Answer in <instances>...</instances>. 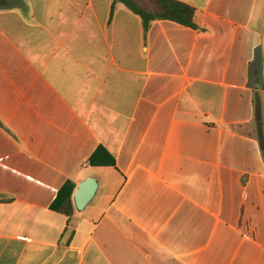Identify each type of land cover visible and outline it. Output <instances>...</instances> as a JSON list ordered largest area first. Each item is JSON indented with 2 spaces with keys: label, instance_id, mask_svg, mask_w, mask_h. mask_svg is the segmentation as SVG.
<instances>
[{
  "label": "crops",
  "instance_id": "obj_1",
  "mask_svg": "<svg viewBox=\"0 0 264 264\" xmlns=\"http://www.w3.org/2000/svg\"><path fill=\"white\" fill-rule=\"evenodd\" d=\"M174 1L0 10V264H264V0Z\"/></svg>",
  "mask_w": 264,
  "mask_h": 264
},
{
  "label": "trees",
  "instance_id": "obj_2",
  "mask_svg": "<svg viewBox=\"0 0 264 264\" xmlns=\"http://www.w3.org/2000/svg\"><path fill=\"white\" fill-rule=\"evenodd\" d=\"M122 3L132 13L141 17L146 29L156 21H169L180 24L182 26L196 29V12L195 10L183 3L174 0H116ZM9 0H0V10L10 8ZM1 125V124H0ZM91 164L95 165L94 160ZM106 163L102 166H114V164ZM75 189L73 183H68L60 192L54 208L68 217L74 213V201L72 194ZM67 193L66 198H62Z\"/></svg>",
  "mask_w": 264,
  "mask_h": 264
},
{
  "label": "water",
  "instance_id": "obj_3",
  "mask_svg": "<svg viewBox=\"0 0 264 264\" xmlns=\"http://www.w3.org/2000/svg\"><path fill=\"white\" fill-rule=\"evenodd\" d=\"M99 185L95 179L89 178L83 181L74 195V203L78 211H83L93 200Z\"/></svg>",
  "mask_w": 264,
  "mask_h": 264
}]
</instances>
